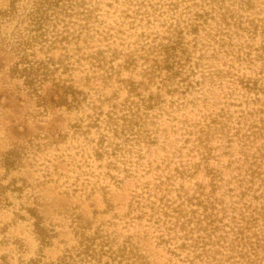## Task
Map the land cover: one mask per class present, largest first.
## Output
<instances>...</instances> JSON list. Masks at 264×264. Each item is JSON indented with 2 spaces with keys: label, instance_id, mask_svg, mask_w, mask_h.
Returning a JSON list of instances; mask_svg holds the SVG:
<instances>
[{
  "label": "rangeland",
  "instance_id": "obj_1",
  "mask_svg": "<svg viewBox=\"0 0 264 264\" xmlns=\"http://www.w3.org/2000/svg\"><path fill=\"white\" fill-rule=\"evenodd\" d=\"M34 4L0 0V264H241L231 225L264 264V0H65L43 39Z\"/></svg>",
  "mask_w": 264,
  "mask_h": 264
},
{
  "label": "trees",
  "instance_id": "obj_2",
  "mask_svg": "<svg viewBox=\"0 0 264 264\" xmlns=\"http://www.w3.org/2000/svg\"><path fill=\"white\" fill-rule=\"evenodd\" d=\"M62 1L65 0H34V7L31 12H29L28 17L33 30L37 32V35L34 37L35 39H43V37L45 36V34L43 33V27L45 22L49 20V12L54 11L56 8H59ZM12 3V7L15 8V1H13ZM24 60H26L27 63H30L26 58ZM30 69L31 68L29 67H25L23 71L29 73L28 71ZM13 71L16 73L20 72L18 71V69H14ZM62 100L63 102L67 103V99ZM16 158L17 155H15L13 152H9L7 154V156L5 157V165L7 166V168H11L15 165ZM175 210H177V208ZM204 218L208 219V223H210V225H214L215 219H213V215L205 214ZM37 219L38 221L35 223V225L39 235L41 236V240L44 243H48V239L51 237V234L46 228L41 225V218L37 217ZM233 220H235V217H233ZM176 224L177 223H175L174 226H176ZM184 226L185 223L180 224V227ZM230 228L235 235L234 241H236L237 243H232L229 246L230 249L227 250L236 253V255H238V257L242 260L241 264H243L244 261L251 262V264H257V252L255 251L254 254V256H256L257 258L250 257L247 249H244V247L251 245L252 249H255L254 247L258 245L260 246V240L253 241L244 233L243 228H240V226L236 227L231 225ZM218 229H220V227L215 224L209 235H207L208 241L211 242L212 246H214V244H217L221 240L222 243L225 242L224 239L226 235L222 234L218 235L216 240L212 239V235L214 234V232L218 231ZM255 234L257 235V233ZM114 244L115 242L110 239L108 235L97 231L92 235H82V239L79 245L67 250L65 254L56 262H44L41 259H31L24 264H124V259L127 254L125 253L124 249H114ZM185 244L186 243H183V245ZM239 244H241V249H238ZM217 251H219V249L215 250V252Z\"/></svg>",
  "mask_w": 264,
  "mask_h": 264
}]
</instances>
